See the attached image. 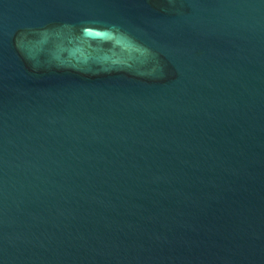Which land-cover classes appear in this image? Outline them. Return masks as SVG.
I'll use <instances>...</instances> for the list:
<instances>
[{
    "label": "water",
    "instance_id": "obj_1",
    "mask_svg": "<svg viewBox=\"0 0 264 264\" xmlns=\"http://www.w3.org/2000/svg\"><path fill=\"white\" fill-rule=\"evenodd\" d=\"M0 264H264V0H0Z\"/></svg>",
    "mask_w": 264,
    "mask_h": 264
}]
</instances>
